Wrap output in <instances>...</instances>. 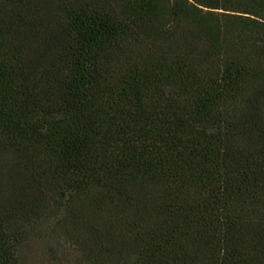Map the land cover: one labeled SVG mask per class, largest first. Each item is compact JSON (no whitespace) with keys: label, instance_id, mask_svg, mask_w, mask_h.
Segmentation results:
<instances>
[{"label":"trees","instance_id":"trees-1","mask_svg":"<svg viewBox=\"0 0 264 264\" xmlns=\"http://www.w3.org/2000/svg\"><path fill=\"white\" fill-rule=\"evenodd\" d=\"M0 264H264V0H0Z\"/></svg>","mask_w":264,"mask_h":264}]
</instances>
